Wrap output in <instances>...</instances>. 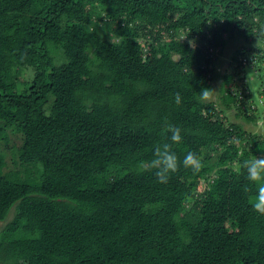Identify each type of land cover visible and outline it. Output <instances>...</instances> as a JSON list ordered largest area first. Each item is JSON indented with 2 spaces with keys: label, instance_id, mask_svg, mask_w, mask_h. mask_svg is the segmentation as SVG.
<instances>
[{
  "label": "trees",
  "instance_id": "obj_1",
  "mask_svg": "<svg viewBox=\"0 0 264 264\" xmlns=\"http://www.w3.org/2000/svg\"><path fill=\"white\" fill-rule=\"evenodd\" d=\"M234 38L264 70V0H0V264H264L235 167L264 133L225 113L264 111L233 73L222 108L199 95ZM169 125L200 168L160 183L141 165Z\"/></svg>",
  "mask_w": 264,
  "mask_h": 264
},
{
  "label": "clouds",
  "instance_id": "obj_2",
  "mask_svg": "<svg viewBox=\"0 0 264 264\" xmlns=\"http://www.w3.org/2000/svg\"><path fill=\"white\" fill-rule=\"evenodd\" d=\"M200 99H207L209 96L208 91L202 89L199 92ZM175 103H181V96L179 93L175 96ZM171 132L170 140L172 143H163L154 148L153 157L149 161H145L141 167L144 170H154L155 176L160 183H167L172 173L176 172L180 163L184 167H190L194 171L200 168V157L188 151L184 158L179 161L176 152L173 150V144H179L183 137L181 129L175 126H168ZM236 171H243L245 178L251 185L254 186L255 191L251 197V206L259 214L264 215V156L255 155L253 158L245 159L238 163Z\"/></svg>",
  "mask_w": 264,
  "mask_h": 264
},
{
  "label": "rangeland",
  "instance_id": "obj_3",
  "mask_svg": "<svg viewBox=\"0 0 264 264\" xmlns=\"http://www.w3.org/2000/svg\"><path fill=\"white\" fill-rule=\"evenodd\" d=\"M242 46H248V43L244 42L242 38L230 39L224 47L223 52L216 55V64L212 71V74L214 76L212 80V88L208 92L209 96L206 100L213 101L219 109L222 108L220 99V86L223 80V75L226 73H233L235 75V79H238L240 83V85L236 89L242 90L243 86L241 82H243V80L245 79L246 86L248 88V91L250 92V99L245 100L244 103H254L257 106L259 113L262 114L261 111H264V70L262 68L260 70H254L251 66H245L249 61L242 60V65L245 66L244 77L242 75L243 69L238 67L236 68L235 64L232 63V55L237 49L242 48ZM29 76L30 72H26L25 78L28 79ZM247 88H245L246 93ZM225 113L231 121L241 124L245 130L256 133H264L263 119L259 118L256 120H246L242 117V115H236L235 108L228 109L225 111ZM9 165L10 167H14V165L10 163V161Z\"/></svg>",
  "mask_w": 264,
  "mask_h": 264
}]
</instances>
